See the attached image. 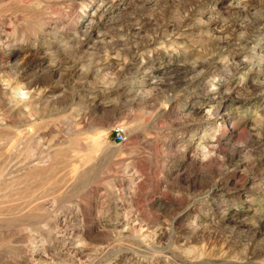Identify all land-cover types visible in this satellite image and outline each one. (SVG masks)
Instances as JSON below:
<instances>
[{
  "label": "rangeland",
  "instance_id": "1",
  "mask_svg": "<svg viewBox=\"0 0 264 264\" xmlns=\"http://www.w3.org/2000/svg\"><path fill=\"white\" fill-rule=\"evenodd\" d=\"M0 264H264V0H0Z\"/></svg>",
  "mask_w": 264,
  "mask_h": 264
},
{
  "label": "bare ground",
  "instance_id": "2",
  "mask_svg": "<svg viewBox=\"0 0 264 264\" xmlns=\"http://www.w3.org/2000/svg\"><path fill=\"white\" fill-rule=\"evenodd\" d=\"M14 91L16 94V97H14V100L17 106H20V104L21 105L25 103L27 104L28 102L30 103V101H32L35 98V94H36L35 91L31 87L24 88L19 85L16 86Z\"/></svg>",
  "mask_w": 264,
  "mask_h": 264
},
{
  "label": "built area",
  "instance_id": "3",
  "mask_svg": "<svg viewBox=\"0 0 264 264\" xmlns=\"http://www.w3.org/2000/svg\"><path fill=\"white\" fill-rule=\"evenodd\" d=\"M123 141H125V136L122 133H118L117 134V138H116V142L122 143Z\"/></svg>",
  "mask_w": 264,
  "mask_h": 264
}]
</instances>
